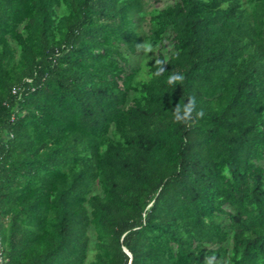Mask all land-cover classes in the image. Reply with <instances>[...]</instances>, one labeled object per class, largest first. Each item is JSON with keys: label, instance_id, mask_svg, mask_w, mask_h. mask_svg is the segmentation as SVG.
<instances>
[{"label": "trees", "instance_id": "obj_1", "mask_svg": "<svg viewBox=\"0 0 264 264\" xmlns=\"http://www.w3.org/2000/svg\"><path fill=\"white\" fill-rule=\"evenodd\" d=\"M145 1L0 0L2 264H264V0Z\"/></svg>", "mask_w": 264, "mask_h": 264}, {"label": "rangeland", "instance_id": "obj_2", "mask_svg": "<svg viewBox=\"0 0 264 264\" xmlns=\"http://www.w3.org/2000/svg\"><path fill=\"white\" fill-rule=\"evenodd\" d=\"M175 2V0H162V2L155 4L153 1H145L146 7L144 9V11L142 12V14L148 15V10L152 9L153 7H164L167 4H173ZM148 21V20H147ZM144 22L145 19L143 18L141 21L142 24V28L143 30H145V32H148V26H144ZM145 45H148V47L146 48ZM160 45H158L157 47H151L148 43V41L144 42V46L142 49V52H139L138 54H133L130 55V63L132 66H140L141 67V71L138 74V78H148L149 74H148V62L152 59L157 58L159 52L161 51V53L164 54H168L172 51V48L170 47V44L167 43L164 47H162V50H159ZM229 208V206H227ZM90 235H91V242H90V247H89V253H88V258L86 261V264H88L91 260H93L95 258V253H96V248H95V242H96V233L94 230V227H90ZM220 264V263H219Z\"/></svg>", "mask_w": 264, "mask_h": 264}, {"label": "clouds", "instance_id": "obj_3", "mask_svg": "<svg viewBox=\"0 0 264 264\" xmlns=\"http://www.w3.org/2000/svg\"><path fill=\"white\" fill-rule=\"evenodd\" d=\"M145 47L147 48L148 45H145ZM159 63L162 66L159 67L156 70V72L154 73V75H156V76L161 75L166 70L165 62L164 61H160ZM184 80H185V76L182 73H172L168 77V84L172 85L173 87H177V85H182ZM195 110H196L195 98L194 97H189L187 103L184 101L183 105H181L179 103L178 106L175 107V109H174L175 118L177 120L190 118L191 114ZM197 115H203V112L202 111H198Z\"/></svg>", "mask_w": 264, "mask_h": 264}, {"label": "built area", "instance_id": "obj_4", "mask_svg": "<svg viewBox=\"0 0 264 264\" xmlns=\"http://www.w3.org/2000/svg\"><path fill=\"white\" fill-rule=\"evenodd\" d=\"M26 82L31 83L32 82V78H26ZM24 88H25V86L15 85L12 88V93L14 95H16V96L21 97L22 96V93L25 91ZM14 118H15V115H13L12 119L14 120Z\"/></svg>", "mask_w": 264, "mask_h": 264}, {"label": "water", "instance_id": "obj_5", "mask_svg": "<svg viewBox=\"0 0 264 264\" xmlns=\"http://www.w3.org/2000/svg\"><path fill=\"white\" fill-rule=\"evenodd\" d=\"M126 250H128L127 248H126ZM1 253H2V248H1V242H0V264H2L1 263ZM130 253V252H129ZM131 254V253H130Z\"/></svg>", "mask_w": 264, "mask_h": 264}]
</instances>
